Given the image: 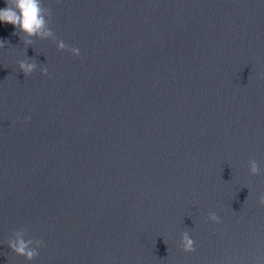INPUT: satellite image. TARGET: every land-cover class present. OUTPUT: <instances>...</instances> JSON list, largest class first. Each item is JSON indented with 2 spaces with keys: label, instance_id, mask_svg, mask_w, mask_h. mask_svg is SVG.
<instances>
[{
  "label": "water",
  "instance_id": "1",
  "mask_svg": "<svg viewBox=\"0 0 264 264\" xmlns=\"http://www.w3.org/2000/svg\"><path fill=\"white\" fill-rule=\"evenodd\" d=\"M43 3L80 55L0 21V264H264V0Z\"/></svg>",
  "mask_w": 264,
  "mask_h": 264
},
{
  "label": "clouds",
  "instance_id": "2",
  "mask_svg": "<svg viewBox=\"0 0 264 264\" xmlns=\"http://www.w3.org/2000/svg\"><path fill=\"white\" fill-rule=\"evenodd\" d=\"M51 9L43 3V0H6V7L0 8V21L10 23L14 26V35H19L25 46V58L17 61L20 71L25 77L30 76L37 67H40L41 74L48 75V68L38 65L34 58H29L26 49L35 43L36 39L51 40L56 43L57 50L68 51L74 56H79L80 51L75 46L66 44L62 39H58L51 26ZM6 41L0 40V48L5 46ZM248 171L251 175H259L262 171L254 158L248 160ZM258 203L264 205V191L258 197ZM207 219L219 223L220 217L215 211H210ZM27 236V229L20 228L13 232L12 237L6 240L7 245L17 255L24 256L26 260L32 261L39 255V248L44 242L40 238ZM185 252L195 251V241L189 232H181L180 243L178 244Z\"/></svg>",
  "mask_w": 264,
  "mask_h": 264
}]
</instances>
